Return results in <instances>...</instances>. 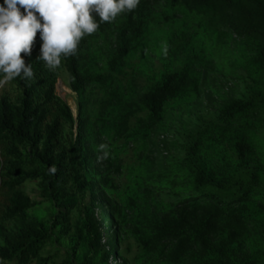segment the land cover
Instances as JSON below:
<instances>
[{
  "label": "trees",
  "instance_id": "16d2710c",
  "mask_svg": "<svg viewBox=\"0 0 264 264\" xmlns=\"http://www.w3.org/2000/svg\"><path fill=\"white\" fill-rule=\"evenodd\" d=\"M160 1L166 5L163 15L169 22L174 20L171 13L180 10L216 34L260 41V59L264 62V0H140L131 12L120 14L113 22L100 23L95 33L84 36L77 52L63 57L56 70L37 59L42 43L38 31L31 55L21 53L26 64L32 63L33 77L10 80L17 96L0 98V146L5 157L0 176L10 192L4 219L18 225L17 234H8L0 226V264H109L111 256L119 257L118 232L123 220L112 198L108 158L105 147H101L109 139V127L113 124L117 133L123 128L129 137L149 138L150 131L163 123L167 104L196 85L187 68L168 73L142 96L141 102L129 106L118 124L114 122L118 103L111 100L118 101V77L125 74L128 58L146 40L149 26L157 19L151 10ZM107 38H113L114 45L104 55L96 48ZM63 70L70 77L71 90L81 98L77 119L56 94ZM97 92L103 93L104 99L101 112L93 117L88 107ZM243 110L242 102L233 101L225 114L233 116ZM133 119L136 126H131ZM237 137L235 151L247 160L254 153L253 145L245 134ZM152 145L150 155L160 162L165 160L168 144ZM204 177L203 172L198 179ZM35 182L49 203V219L29 215L35 203L22 187ZM187 195L158 226L153 249L163 246L166 264H235L238 248L251 240L249 217L261 219L260 211L243 199L239 203L244 205L235 207L209 193L199 196L190 191ZM74 211L77 219L72 223ZM99 215L103 216L101 221ZM105 224L110 231L106 243L101 232ZM72 229L71 243H66ZM77 245L86 251L83 261L75 256ZM253 255L243 256L240 264H258Z\"/></svg>",
  "mask_w": 264,
  "mask_h": 264
},
{
  "label": "rangeland",
  "instance_id": "374dc122",
  "mask_svg": "<svg viewBox=\"0 0 264 264\" xmlns=\"http://www.w3.org/2000/svg\"><path fill=\"white\" fill-rule=\"evenodd\" d=\"M165 10L163 1L153 6L151 11L157 19L149 26L146 40L128 58L125 74L118 77L115 87L118 101L111 100L113 104L118 103L114 122H120V116L129 106L141 102L142 96L160 84L168 73L187 68L194 75L196 85L188 94L167 104L163 123L150 131L149 138L129 137L123 128L117 133L113 124L109 127V139H105L107 166L114 191L112 198L123 220L118 232L120 255L111 256L109 264H166L161 253L163 246L153 249L154 236L163 219L190 191L199 196L205 193L218 196L222 203L235 207L244 205L239 203L241 199L254 204L262 218L249 217L251 240L243 241L238 248L235 264L251 253L258 264H264L262 43L241 40L224 32L216 34L206 25L200 27L198 20L180 10L171 13L174 20L169 22L164 19ZM112 45L113 38H107L96 49H102L100 53L106 55ZM70 85L68 73L61 71L56 94L71 107L77 119L81 98ZM3 96L11 99L17 96L16 87L10 81L0 85V98ZM103 99L100 92L92 96L88 107L91 116L99 115ZM233 101L242 102L244 110L228 116L225 109ZM136 124L133 119L131 126ZM241 134L247 136L254 149L247 160L235 151L237 136ZM162 142L168 144L169 151L160 162L150 153L154 150L153 143ZM4 162L0 146V165ZM203 172L207 177L198 179ZM22 190L35 203L29 211L30 217L49 219V203L43 197L39 182L29 183ZM9 197L10 192L0 176V226L8 234H17V223L4 219ZM71 216L75 223L77 212ZM102 217L99 215L100 221ZM73 231L66 243H71ZM101 232L106 243L110 236L106 224ZM74 252L80 260L85 259L86 251L80 245Z\"/></svg>",
  "mask_w": 264,
  "mask_h": 264
},
{
  "label": "clouds",
  "instance_id": "9594fccd",
  "mask_svg": "<svg viewBox=\"0 0 264 264\" xmlns=\"http://www.w3.org/2000/svg\"><path fill=\"white\" fill-rule=\"evenodd\" d=\"M139 2L140 0H2L0 85L16 77H33L32 63L26 64L21 53L31 55L38 31L42 43L41 54L37 59L50 70H56L63 57L77 52L84 36L95 33L100 23L113 22L120 14L131 12Z\"/></svg>",
  "mask_w": 264,
  "mask_h": 264
}]
</instances>
